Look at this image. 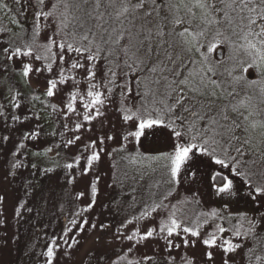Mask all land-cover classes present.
Here are the masks:
<instances>
[{"label": "snow or ice", "instance_id": "1", "mask_svg": "<svg viewBox=\"0 0 264 264\" xmlns=\"http://www.w3.org/2000/svg\"><path fill=\"white\" fill-rule=\"evenodd\" d=\"M12 4L10 9L0 0V11L18 7L22 15L30 9L32 27L30 33L0 27V34L8 37L0 39V75L7 73L10 63L23 86L21 90L8 84L5 94L7 81H0V98L6 100V105L0 104V117L15 124L33 120L37 124L35 130L24 132L11 155L26 148L25 140L38 139L42 112L49 118L55 114L63 121V131L54 129L50 135L59 134L61 142L31 155L39 158L57 149L55 155L60 156V149L77 147L69 162L57 167L68 170L72 177L68 183L76 175L93 177L88 184L92 201L83 213L95 204L100 176L94 169L103 156H119L130 166L125 181H151L139 215L126 219L114 239L129 243L128 254L151 240H163L166 258L157 261L145 254L126 259V254L114 253L113 259L105 252L92 257L90 264H176L172 250L181 247L185 254L180 264H197L187 251L197 244L203 248L201 264H217V256L219 264H264V0H12ZM41 77L45 99L36 94L34 78ZM111 113L120 122L118 130L108 119ZM160 129L167 131L168 149L155 155L139 152L142 138ZM66 132L72 135L64 138ZM86 133L91 136L83 142ZM9 138L0 137V143ZM108 142L117 146L109 151ZM201 164L202 179L221 205L209 211L203 210L198 192L177 198L181 175H200ZM22 167L19 158L9 162L5 176H22L14 171ZM30 167L41 171L35 161ZM53 171L43 169L45 174ZM23 188L26 196L31 194V183L25 182ZM83 196L80 192L76 198ZM241 199L254 205L251 215L230 210V203ZM189 204L201 209L195 218L189 216ZM23 208L27 203L15 207V214L21 215ZM70 223L83 231L88 220ZM73 231L67 227L60 238H51L42 253L44 264H56L63 245L74 249L80 244L70 235Z\"/></svg>", "mask_w": 264, "mask_h": 264}, {"label": "rangeland", "instance_id": "2", "mask_svg": "<svg viewBox=\"0 0 264 264\" xmlns=\"http://www.w3.org/2000/svg\"><path fill=\"white\" fill-rule=\"evenodd\" d=\"M5 3L9 4L10 9L15 7L12 4V0H5ZM9 12L13 14L12 18L17 21L16 24L19 26V29L12 30L13 32H25V30L31 29L32 15L30 9L26 10L22 15L19 14L18 7H16V10ZM0 27L9 28L1 22ZM7 38V34H0V39ZM35 66H40V62H36ZM16 67L19 68V65ZM0 72H3L2 68H0ZM44 75L48 74L45 73ZM254 76L255 73H252V77ZM4 80L7 81L4 86L5 94H7L8 84L23 90V86L18 83L19 77L16 72L12 71L10 63L7 73L0 75V81ZM34 83L36 84V94L42 93L45 85L43 77L39 80H35L34 78ZM0 104L6 105V100L0 98ZM7 108L8 111H11L10 106H7ZM40 108L41 104L36 102V110ZM23 111L27 112V109ZM46 111L50 113L51 109L49 108ZM18 114H20V111H18ZM41 115L44 116L45 113L42 112ZM108 119L116 124L118 130L120 122L117 119V115L111 113ZM58 120L59 117L53 114L50 118L46 116L39 121L43 125V129L38 139L25 140L26 148L19 150L17 156L13 157L11 153L17 151L16 145L20 143L24 132L35 130L37 121H25L21 125L13 123L10 118L6 120L0 117V137L4 135H9L10 137L9 141L0 143V196L4 197V200L0 202V264H44L45 258L42 256V253L46 251V244L50 243L51 238L54 236L60 238L67 227L74 229L70 235H75L81 242L74 249H67L66 245H63L61 241L64 251L70 252L71 256H65L64 251H60L56 264H90L92 257L101 253L106 252L112 258L116 257L114 253H127L129 243L125 241L121 244L114 237L117 230L120 229L121 224L131 216L132 218L137 216L142 209V197L146 198L145 194L148 190L147 180L133 183L131 179L125 181L124 177L121 178L124 181L123 184L126 187L127 193H131L136 198V204L129 211L127 206L129 202L128 196H124V202L122 200L119 204L114 201L117 189L112 179L113 175L118 172V169L115 168L114 171L112 166L115 157L109 159L107 156H103L102 161L94 169V173L98 170L100 176L97 183L95 204L89 212L83 213L81 210L92 201L88 184L93 177L89 176L85 179L76 175L73 183H68V179L72 178L68 174V170L57 167V164L63 165L69 162V155L77 153V147H72L70 150L60 149V156L55 155V152L58 151L57 149H54L47 156L39 158L31 155L33 152H42L45 148L52 147L53 144L61 142L62 138L59 134L55 136L50 135L54 129L57 130V133L63 131L60 127L63 121L59 120V123H57ZM72 120H76L75 115L72 116ZM95 127L98 129L99 123H96ZM108 127L106 126L105 131L108 130ZM70 135L72 133L66 132L64 138ZM89 136H91V133L84 134L83 142H87ZM116 146L113 142H108L107 149L111 151ZM167 149V131L164 129L154 130L146 138H142L141 145L139 146V152L141 151L145 155H154ZM17 158L25 164V167L14 171L23 175L16 177L9 175L6 177L5 173L9 171V162H14ZM33 161L38 163L41 171L37 172L31 169L30 163ZM48 167L53 168L54 171L45 174L43 169ZM199 167L200 175L195 177L186 176L185 174L181 175L182 186L179 189V197L184 194L191 197L192 192H198V198L202 201L203 207H221L218 198L211 195L207 184L202 179L203 172L205 171L204 165L201 164ZM73 173H75V170H73ZM120 174L124 176L123 173ZM25 182L32 185L30 189L31 194L27 196L23 188ZM133 188H136L137 191L133 192ZM80 192H84V196L77 199V194ZM20 203H27V208H31V211L23 208L21 209L22 214L17 216L15 214V207L19 206ZM252 207L254 205L250 201L245 202L242 199L233 201L229 205L230 210L234 213L248 211L250 215L252 214ZM77 213H80V215H77ZM82 218L88 220V224L85 225L83 231L70 223L71 220L75 219L77 224H80L82 223ZM160 218V216H157V220ZM92 224H96V228L93 229L91 227ZM100 225H104V227L102 228ZM134 226L135 222L129 226V230ZM109 241H112V243L109 244ZM176 242L180 243L181 241L177 239ZM163 249V240H151L148 242L147 247H140L139 250H134L131 255L135 259H139L147 254L154 256L157 261H160L164 260L167 256V253ZM187 251L189 255H195L197 264H201V254L203 252L201 245L197 244L196 249H188ZM88 252H91L90 256L86 255ZM184 254L185 250L183 247L172 250V255L176 258V264H180V257ZM145 264H148V262H145ZM217 264H219V256H217Z\"/></svg>", "mask_w": 264, "mask_h": 264}, {"label": "trees", "instance_id": "3", "mask_svg": "<svg viewBox=\"0 0 264 264\" xmlns=\"http://www.w3.org/2000/svg\"><path fill=\"white\" fill-rule=\"evenodd\" d=\"M12 15L13 14L10 13L8 10L0 11V22L3 23V24H5L6 26H8L11 30L15 31V30H18L19 29V26L17 24L11 23V21L13 20ZM13 25H15V26H13ZM30 31H31V29H28L27 31L25 30V33H30ZM38 95H41L42 96L41 98L45 99V97H43L42 93H39ZM44 117H46V115H44ZM155 154H157V153H155ZM113 163H116L117 164V167L116 168L118 169V172H116V174L113 175V179H112L113 180V183L115 184V188L117 189L116 190V193L114 195V201L119 204V203L122 202L124 196H128V201L129 202H128L127 206H128L129 211H130L132 209V207L136 204V202L133 200V197L134 196L131 193H127L126 187L123 184L124 181L121 179L124 176L122 174H120V173H123L124 174V172L128 168H130V166L126 165L125 162L120 161L119 160V156H115V160L113 161ZM114 171H115V168H114ZM129 174L131 175V172ZM119 182H120V184H119ZM150 182H151L150 180H147V186L150 184ZM129 187H130V185H129ZM183 196H187V195L184 194ZM183 196H181V197H183ZM181 197H179V198H181ZM123 202H124V200H123ZM172 202L175 203L176 200H174ZM187 208L189 210V216L192 217V218H195L194 217V213L195 212L201 210L200 207L196 206L195 204H189V205H187ZM211 208H213V206L212 207H203V210L209 211ZM123 210H124V207H123ZM128 219H133V218L131 216ZM215 222L216 223L223 224L224 226L227 227V224L224 221L217 220ZM205 227L208 228V225H205ZM208 230L210 231L211 229L209 228ZM125 254H126V259H135L133 257V255L128 254V253H125ZM113 259H116V257L113 258ZM118 264H120L119 261H118ZM124 264H126V261L124 262Z\"/></svg>", "mask_w": 264, "mask_h": 264}]
</instances>
